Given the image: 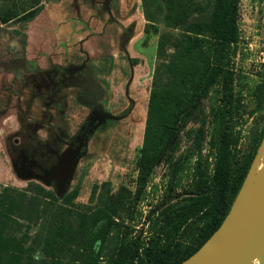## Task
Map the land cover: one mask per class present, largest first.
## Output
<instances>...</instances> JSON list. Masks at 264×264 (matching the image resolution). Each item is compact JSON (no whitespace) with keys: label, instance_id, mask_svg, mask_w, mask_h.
Instances as JSON below:
<instances>
[{"label":"rangeland","instance_id":"1","mask_svg":"<svg viewBox=\"0 0 264 264\" xmlns=\"http://www.w3.org/2000/svg\"><path fill=\"white\" fill-rule=\"evenodd\" d=\"M207 4L0 0V18L10 20L0 30V259L5 264H26L31 257L44 264H82L79 216L109 200L118 213L99 264H119L123 249L133 264H147L148 255L174 260L194 245L200 223L180 231L172 226L198 191L199 156L210 181L229 136L234 181L264 131V0H240L239 38L226 67L230 84L221 77L204 102L205 139L198 146V126H185L174 156L176 172L165 162L149 175L141 171L155 68L177 48L179 23ZM28 12L36 13L31 22L22 19ZM92 69L94 86L86 88ZM95 100L107 119L102 133L90 138L89 152L82 158L66 154L51 179L46 171L44 177L29 171L44 167L32 155V145L48 165L50 143L88 135L98 119L91 123L88 117ZM49 137L47 150L41 148L39 139ZM74 163L77 174L69 178ZM46 217L55 242L49 255L40 256L37 240Z\"/></svg>","mask_w":264,"mask_h":264},{"label":"trees","instance_id":"2","mask_svg":"<svg viewBox=\"0 0 264 264\" xmlns=\"http://www.w3.org/2000/svg\"><path fill=\"white\" fill-rule=\"evenodd\" d=\"M239 6L240 0H208L207 6L200 8L195 15L179 23L177 48L169 60L160 62L155 68L141 148L140 165L144 175H149L162 162H165L173 173L176 172L177 164L174 156L179 134L185 126L190 124L198 126L197 135L200 138L197 141L198 146L205 139L208 120L204 102L221 77L226 85L230 84L226 67L230 63V47L237 43L239 38ZM35 14L28 12L22 19L31 22ZM9 21L8 17L0 18V30L1 23L5 24ZM205 42L209 44L205 46ZM229 78L231 82L232 79L230 76ZM82 79L84 80L83 77ZM93 79L94 77L91 76L90 81L85 82L86 88L94 86ZM92 103V108L88 106L91 110L89 120L94 111L101 112V119L98 121L97 129L94 130L100 135L105 126L106 113L102 111V106L96 100ZM71 137L73 142L58 138L50 143L53 145L46 154L52 160L48 165L35 152V144L32 145V155L44 167L33 166L30 170L27 167L25 169L34 173L38 172L37 174L40 173L43 177L42 171H46L45 174L50 177L66 154L72 152L77 153L81 158L84 157L89 152L88 144L92 136L83 137L81 143L78 142L80 136L74 134ZM229 138L227 136L221 143L214 174L210 181L206 178L203 157L199 156L195 168L199 181L198 191L192 194L179 210L172 226L176 231H180L185 225L200 223L202 227L194 245L174 260L148 255L147 264L182 263L196 253L221 226L254 161L264 138V131L251 159L234 181L231 176L232 158ZM52 139L51 137L48 140L39 139L38 143L41 148L46 149L48 148L46 143ZM12 162L16 168L13 159ZM74 167L71 177L77 174V167ZM117 213V204L109 200L89 215L79 216L78 238L85 253L82 264H99L105 242L113 230ZM54 242L51 225L46 217L38 234L36 254L49 255L54 248ZM133 260L127 261L126 252L123 249L118 263L133 264ZM5 261L4 258L0 259V264H5ZM40 261L31 257L26 264H44Z\"/></svg>","mask_w":264,"mask_h":264},{"label":"water","instance_id":"3","mask_svg":"<svg viewBox=\"0 0 264 264\" xmlns=\"http://www.w3.org/2000/svg\"><path fill=\"white\" fill-rule=\"evenodd\" d=\"M65 167L63 171L69 168ZM256 260L264 264V138L221 226L180 264H254Z\"/></svg>","mask_w":264,"mask_h":264},{"label":"flooded vegetation","instance_id":"4","mask_svg":"<svg viewBox=\"0 0 264 264\" xmlns=\"http://www.w3.org/2000/svg\"><path fill=\"white\" fill-rule=\"evenodd\" d=\"M94 69H92V76L95 78V76H94V71H93ZM58 75H60V74H58ZM81 80H82V77L79 79V81L78 82H81ZM55 85H56V87H58L57 86V83L55 82L54 83ZM78 102H80V101H78ZM80 103H84L83 101H81ZM85 104V103H84ZM83 105V104H82ZM102 111L103 112H105L104 110H103V108H102ZM90 113H91V110H90V112H89V115H90ZM106 113V112H105ZM95 114L97 115V116H95ZM88 117H90V116H88ZM98 118V119H97ZM94 119H97L96 121H94V123L91 125L90 123H89V126H90V130H89V133H88V135L87 136H84L83 134H80V135H77V136H80L79 137V140H78V142L79 143H81L82 141H83V137H88V136H98V131H94V130H96L97 129V124H98V121L101 119V112L100 111H94L93 112V114H92V117H91V119H90V121H91V123L93 122V120ZM106 119H107V115H106ZM106 119H105V123H106ZM95 132V133H94ZM58 139V138H57ZM59 140H61L60 138H59ZM72 153V152H71ZM76 155H77V153H76ZM78 156V155H77ZM51 176H54V172H52V174L50 175V177Z\"/></svg>","mask_w":264,"mask_h":264}]
</instances>
